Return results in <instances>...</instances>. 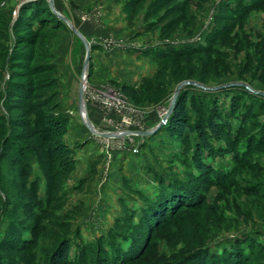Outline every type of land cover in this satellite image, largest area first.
<instances>
[{
  "label": "rangeland",
  "instance_id": "obj_1",
  "mask_svg": "<svg viewBox=\"0 0 264 264\" xmlns=\"http://www.w3.org/2000/svg\"><path fill=\"white\" fill-rule=\"evenodd\" d=\"M163 1L53 0L80 32V21L94 23L82 33L88 51L49 0H0V264H51L61 242L65 264H264V6ZM201 46L211 51L189 54ZM177 90L174 107L193 96V122L223 111L228 125L204 161L225 178L193 163L197 137L172 136V113L144 133ZM51 120L64 122L68 163L49 160ZM173 178L184 201L168 202L158 225L150 203Z\"/></svg>",
  "mask_w": 264,
  "mask_h": 264
},
{
  "label": "trees",
  "instance_id": "obj_2",
  "mask_svg": "<svg viewBox=\"0 0 264 264\" xmlns=\"http://www.w3.org/2000/svg\"><path fill=\"white\" fill-rule=\"evenodd\" d=\"M171 1L172 0H164L163 2H164V5H166L167 3H171ZM177 5L178 6H176V7L179 9L180 12L185 11L184 6H183L184 3H179ZM249 5L250 6L252 5V6H257V7H263L264 6V0H256L254 2V4L252 3ZM29 9H31L32 11L35 10L34 6H31ZM54 15L57 16L55 13H54ZM181 17H184V16L182 15ZM57 18L59 20H61L58 16H57ZM214 35H216L218 38H220L221 36L224 37V34L220 33V29H219V32L216 31ZM201 51L209 52L211 50H210L209 46H201L200 49L193 50L189 54H196V53H199ZM167 55L169 57H174V58L180 56V54L178 52L174 53L171 51H168ZM123 91L126 94H129V95L132 94L129 86H127V85L123 86ZM192 97L193 96L192 95L190 96L188 93H183L179 96V98L176 101L172 115L168 121V130L172 136H176V135L187 136V135H190L192 133H195V137H197V144H196V154H195V156L193 155L194 158H196V159H195V162H193V163H195L196 166H198V169H200V171H202L203 173H207L208 169H209L210 170L209 175L211 176V179H213V177H216L217 179L225 178L226 176L223 177L222 171H214V168H208L205 164V161H204L205 157L207 156V153L213 154V152H214V148H215L214 145L215 144H214L213 140L220 139L221 136L223 135L222 134L223 133L222 129L224 128L223 125H225V124L228 125L227 123H225L226 121H224L225 115L223 114V111H221L220 108L215 106L214 109L209 110V114L207 115V118L205 121L193 122L191 119V114H190V109H189V105L192 103ZM25 99L29 100L30 104L34 105V106H32L31 110H33L34 112H37L35 104L33 102L31 103V101H32L31 97L26 96ZM235 105H236V102L234 100L233 106H235ZM51 121L57 125L56 126L57 131L56 130L52 131V130H50L52 128H49V130L52 131V133L49 134L48 139L45 142L46 143L45 145H48L49 160H51L54 163H57L58 161H61V162L64 161L65 163L66 162L68 163L69 160L66 157L64 158V156L69 155L71 151L68 148V146L66 145V143L61 142L58 138L60 135L59 130H61L60 128L62 126H64L63 125L64 122L56 121V120L55 121L51 120ZM37 131L38 130L36 129V132ZM41 133H42V131L40 132V134ZM55 141H56V143H55ZM52 145H53V148H52ZM54 145H55V148H54ZM53 153H55V155H53ZM34 156L35 155L29 154V156L27 158L26 157L23 158L24 162H21V163L24 164L26 167L28 166L30 168L33 160L36 161V158ZM25 170L27 171V169H25ZM175 183L176 182L174 181V178H173L171 180V182L169 183V186H168V188H169L168 192L170 194V199H166L168 192H166V191L162 192L161 191V193H159V195H161L162 197H160L159 199L156 200L157 204H155V201H153V200L150 203L153 206V207H151V209H154V210L150 209V204L147 207L150 209V211L148 213L153 217V219H155V216H156V219H157L156 222L158 225L160 223H162V221H163V219H165V217H167V214L169 211L168 202L178 201V199L180 200V198L178 197V194H177L178 191L176 190ZM27 184H26V188L30 192L33 193V191L34 192L37 191V187H38L37 180L32 181L29 186ZM165 190H167V189H165ZM182 201H184V200H182ZM155 211H157V213H155ZM146 219H148L147 214L145 216V220ZM16 227L19 231L24 233L23 225H17ZM13 235H14V233L10 234V238ZM6 238H7V236H6ZM21 239H23L22 241L24 243H27L28 241H30V240H26V238L23 236ZM24 245H26V244H24ZM28 245H29V243H28ZM68 253H69V244L66 242H64V243L61 242V244L54 250L53 254L51 255V264H65V262H67L66 260L69 256Z\"/></svg>",
  "mask_w": 264,
  "mask_h": 264
},
{
  "label": "water",
  "instance_id": "obj_3",
  "mask_svg": "<svg viewBox=\"0 0 264 264\" xmlns=\"http://www.w3.org/2000/svg\"><path fill=\"white\" fill-rule=\"evenodd\" d=\"M50 2V7L52 8V10L55 12V14L63 19L65 22H67L71 28L73 29V31L81 38L84 40V42L86 43L87 45V48H88V51H89V48H90V45L87 43L86 39L84 38V35L82 34V32H80L70 21L69 19H67L65 16H63L61 13H59L55 8H54V2L53 0H49ZM88 61V60H87ZM87 63V62H86ZM85 77H87V71L85 70ZM83 79H84V75H83ZM188 82H183L179 85L178 89H180L184 84H187ZM84 90H85V85L84 83H82L81 85V89H80V94H79V110H80V113H82V110L85 106V99H84ZM178 94V90L176 92V94L174 95V98L172 100V103L170 105V108L168 109L165 117L162 119V121L157 125V127H155L154 129L150 130V131H147V132H144L146 134H151L155 131H157L162 125H164L166 122H167V119L169 117V115L172 113L173 109H174V103H175V100H176V96ZM86 124L88 125V127L96 134V135H101V136H104V137H114V136H117V134H111V133H99L98 131H96V129L93 127L92 124L88 123L86 121Z\"/></svg>",
  "mask_w": 264,
  "mask_h": 264
},
{
  "label": "crops",
  "instance_id": "obj_4",
  "mask_svg": "<svg viewBox=\"0 0 264 264\" xmlns=\"http://www.w3.org/2000/svg\"><path fill=\"white\" fill-rule=\"evenodd\" d=\"M80 3H82L84 6H91V0H79ZM89 8V7H88ZM89 21V19H88ZM80 21V25H79V29L81 30V32L85 35V36H90L92 35L96 30V26L94 25V23H91L90 21ZM104 21V20H103ZM67 40V38H66ZM66 45H67V41Z\"/></svg>",
  "mask_w": 264,
  "mask_h": 264
},
{
  "label": "bare ground",
  "instance_id": "obj_5",
  "mask_svg": "<svg viewBox=\"0 0 264 264\" xmlns=\"http://www.w3.org/2000/svg\"><path fill=\"white\" fill-rule=\"evenodd\" d=\"M84 76H85V75H84ZM82 114H83L84 117H86V114H87V113H86V108H85V106H84V108H83V110H82Z\"/></svg>",
  "mask_w": 264,
  "mask_h": 264
}]
</instances>
